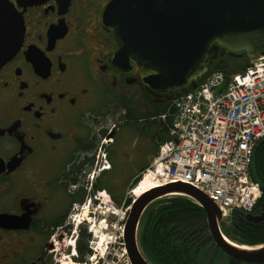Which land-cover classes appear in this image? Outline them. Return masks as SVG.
Masks as SVG:
<instances>
[{
    "label": "flooded vegetation",
    "instance_id": "obj_1",
    "mask_svg": "<svg viewBox=\"0 0 264 264\" xmlns=\"http://www.w3.org/2000/svg\"><path fill=\"white\" fill-rule=\"evenodd\" d=\"M3 1L24 31L0 64V264L79 261V209L135 184L155 147L142 107L175 93L151 88L154 71L133 58L115 60L111 0Z\"/></svg>",
    "mask_w": 264,
    "mask_h": 264
},
{
    "label": "water",
    "instance_id": "obj_2",
    "mask_svg": "<svg viewBox=\"0 0 264 264\" xmlns=\"http://www.w3.org/2000/svg\"><path fill=\"white\" fill-rule=\"evenodd\" d=\"M0 0V64L15 52L24 31L21 14ZM105 21L115 27L119 49L115 60H136L154 71L144 81L154 90L175 96L196 88L223 52L242 53L250 60L264 56V0H111ZM181 195L203 207L214 243L229 257L246 262L264 261V244L248 246L229 239L227 219L214 200L183 182L168 183L142 193L133 203L123 233L131 264H155L140 242L144 215L157 200ZM247 213L249 220L264 218Z\"/></svg>",
    "mask_w": 264,
    "mask_h": 264
},
{
    "label": "built area",
    "instance_id": "obj_3",
    "mask_svg": "<svg viewBox=\"0 0 264 264\" xmlns=\"http://www.w3.org/2000/svg\"><path fill=\"white\" fill-rule=\"evenodd\" d=\"M171 107L170 138L152 164L159 172L157 186L188 183L226 215L252 212L263 194L251 167L256 146L264 139V56L230 77L210 73ZM129 207L120 210L125 215Z\"/></svg>",
    "mask_w": 264,
    "mask_h": 264
},
{
    "label": "trees",
    "instance_id": "obj_4",
    "mask_svg": "<svg viewBox=\"0 0 264 264\" xmlns=\"http://www.w3.org/2000/svg\"><path fill=\"white\" fill-rule=\"evenodd\" d=\"M250 64L251 60L246 55L226 50L214 60L207 74L221 71L230 77L244 72ZM171 103L172 100L161 104L151 102L147 108L148 112H144L142 107V133L155 143L152 158L157 154L160 145L170 138L169 128L174 111ZM166 113L167 117L163 119L162 115ZM149 165L150 161L142 164V173L133 186L139 182ZM251 177L263 188L262 197L253 210L259 214V205L264 202V139L256 146ZM117 189L118 187H115L112 190L116 206L121 207L123 202L129 205L131 199L125 200L126 191L117 195ZM208 229L206 213L202 206L186 196L173 195L157 200L148 208L140 230V242L147 257L155 264H253L225 255L213 242ZM223 230L230 239L241 244L264 243V219L249 220L242 210H235L230 215L227 223L223 225ZM81 234L79 260L87 263L88 256L92 253L88 244L91 233L81 228Z\"/></svg>",
    "mask_w": 264,
    "mask_h": 264
},
{
    "label": "rangeland",
    "instance_id": "obj_5",
    "mask_svg": "<svg viewBox=\"0 0 264 264\" xmlns=\"http://www.w3.org/2000/svg\"><path fill=\"white\" fill-rule=\"evenodd\" d=\"M144 137H142V140H144ZM147 158V154L143 156L142 164L150 161L149 167L145 170L147 171L149 168L153 170L154 158ZM120 209L121 207L116 206L113 200L93 206H88V203L86 205L85 203L83 204V207L78 211L77 220L83 221L78 226V231H80V228H85L87 233H91L88 244L92 248V253L88 256L87 263L73 259L74 263L131 264L123 239L127 215L123 213L125 210L122 212ZM89 211H93V213L90 215L84 214ZM225 223H227V220H225ZM80 237H82L81 233Z\"/></svg>",
    "mask_w": 264,
    "mask_h": 264
},
{
    "label": "bare ground",
    "instance_id": "obj_6",
    "mask_svg": "<svg viewBox=\"0 0 264 264\" xmlns=\"http://www.w3.org/2000/svg\"><path fill=\"white\" fill-rule=\"evenodd\" d=\"M158 173L159 172L156 171L155 169H153V170L148 169L147 171H145V173L143 174V177L141 178L139 183L134 187V192L136 193V195H141L143 192L147 191L148 189H151V188L157 186V184L154 181H155L156 175ZM71 260H72V258H71ZM62 264H86V263L69 262L67 259V260H64V262Z\"/></svg>",
    "mask_w": 264,
    "mask_h": 264
},
{
    "label": "crops",
    "instance_id": "obj_7",
    "mask_svg": "<svg viewBox=\"0 0 264 264\" xmlns=\"http://www.w3.org/2000/svg\"><path fill=\"white\" fill-rule=\"evenodd\" d=\"M120 190V191H119ZM127 189H125L124 187L123 188H118L117 191H118V194H122L124 191H126Z\"/></svg>",
    "mask_w": 264,
    "mask_h": 264
}]
</instances>
